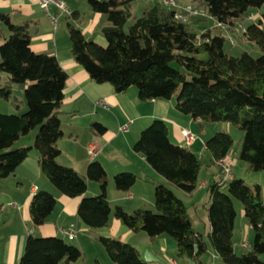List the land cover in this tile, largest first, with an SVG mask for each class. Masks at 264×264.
<instances>
[{
	"label": "trees",
	"instance_id": "obj_1",
	"mask_svg": "<svg viewBox=\"0 0 264 264\" xmlns=\"http://www.w3.org/2000/svg\"><path fill=\"white\" fill-rule=\"evenodd\" d=\"M86 1L93 12L104 16L101 32L105 44L87 38L73 22L67 21V28L71 55L91 80L111 84L116 93L134 86L142 101L173 97L177 113L200 124L225 122L238 127L241 138L237 159L247 171L264 170V13L256 22H241L247 19L250 8L260 9L264 0H183L205 15L196 22L190 18L179 21L175 18L178 10L158 1L137 16L132 13L135 0ZM69 17L78 19V11L69 13ZM0 20L8 31L0 43V71L9 75V81L0 84V100H10L14 97L13 87L23 85L27 107L20 114L0 113V179L13 174L33 148L39 153L43 175L61 194L82 196L77 216L90 229L107 226L112 213L127 228L143 231L150 239L161 234L170 236L176 244V257L203 264L201 257L207 253L208 243L195 229L186 204L165 184H155V211H128L121 205L111 211L106 195L108 176L98 160L87 164L84 175L57 162V143L63 136L60 105L67 74L55 55L32 50L30 21L14 23L10 13L0 14ZM214 21L229 26L244 24L245 31L236 32L258 46L261 54L253 57L245 51L239 56L227 53L225 30L214 26ZM11 103L19 107L15 97ZM90 128L97 134L105 131L99 122H92ZM32 129L36 132L31 145L15 146ZM232 144L229 132H215L204 143L206 157L198 156L172 142L167 124L155 118L140 131L132 148L167 182L190 195L197 187L201 167L209 168L227 157ZM136 179L131 172L112 177L115 187L122 191H127ZM88 181L98 183L97 195H84ZM206 190L210 225L207 237L221 261L264 264V197L259 185L250 187L231 174L207 184ZM234 199L242 203L253 234L249 250L241 254L235 252L232 240L237 215ZM55 205L56 199L49 191L33 194L29 204L32 227L43 224ZM98 241L110 264H152L130 243L106 236H99ZM80 256L81 250L74 243L58 236L29 233L19 264L71 263ZM93 264L101 263L95 259Z\"/></svg>",
	"mask_w": 264,
	"mask_h": 264
},
{
	"label": "crops",
	"instance_id": "obj_2",
	"mask_svg": "<svg viewBox=\"0 0 264 264\" xmlns=\"http://www.w3.org/2000/svg\"><path fill=\"white\" fill-rule=\"evenodd\" d=\"M60 1L64 2L70 13L74 10L78 11V19L73 24L87 38H94L100 44H105L101 32L102 26L105 24L102 14L93 12L86 0ZM177 2L187 4L183 0ZM154 3L155 1L152 0L148 4L144 3L142 10L149 8ZM134 4L138 3L135 1ZM49 11L56 15L57 25L53 23L46 10L40 6L39 0H0V14L10 13V19L14 23L30 21L29 33L32 50L37 53L46 52L55 55L67 74L63 89V100L60 105L59 118L63 136L57 143L60 150L57 162L72 167L79 174L84 175L87 164L91 160H98L108 176L106 195L111 211L114 206L121 205L125 207L126 204L129 205L135 199L139 200L138 206L132 208V204L125 208L127 210L143 208L144 206L141 205L145 203V198L142 194L143 191L140 190V185L143 188L142 190L147 191L149 196L147 202L154 205L153 191L155 184L158 182L165 184L164 182L167 181L164 179L163 182L154 177L148 182L147 176L153 175L155 170L141 154L133 151V144L138 139L140 131L149 125L153 119L159 118L167 124L169 138L172 142L185 146L195 154L203 156L201 149H204L206 139L201 141L199 148L194 149L192 147L195 141L186 145L181 134L183 129H187L194 134L197 133L194 127L199 124V121L177 113L173 97V99L167 101L160 99L142 101L139 99L137 89L134 86L129 87L123 93H116L111 84H98L91 80L84 68L73 59L67 36L63 37L56 34L59 26L58 20L69 14L62 13L54 4L50 6ZM132 13L135 15L133 7ZM199 17L190 15L188 18L192 22H196V18ZM48 26L50 28L52 26L53 32L47 30ZM7 34V28L0 20V43L4 41ZM8 81L9 75L0 71V84ZM14 88L15 86L13 91ZM14 97L17 100L15 95ZM103 99L107 103L108 109L96 104L97 101ZM92 122L103 124L105 131L102 134L93 132L90 128ZM123 126H126L124 131L121 130ZM204 129V123H201L199 125L200 132H203ZM21 140L22 137L15 143V146H25ZM28 145H31V143L26 144V146ZM92 146L100 149L94 156L90 152ZM208 169L211 170V166ZM120 172H131L137 176L135 183L127 191L118 190L111 181L112 177ZM233 173L232 169V175ZM156 174L158 173L156 172ZM141 175L145 177H141ZM199 185L206 188L207 184L201 182ZM136 186H139V194L134 191ZM38 190H46L52 193L56 199V205L43 224L32 227L29 204L32 195ZM98 193V183L88 181L84 195L93 196ZM81 199L82 196L67 197L61 194L43 175L39 164L38 151L33 148L30 149L27 157L16 167L14 173L0 179V264H19L25 240L29 233L39 237L58 236L71 243L76 240L77 244H74L81 250L80 258L73 262L77 264H93L95 259L100 262L102 259L108 258L105 251H102L101 247L96 245L99 236L111 237L130 243L145 260L152 264H191L188 259L175 256L176 244L173 239H168L163 234L150 239L143 231L134 232L127 228L112 213L107 226L90 229L77 216V208ZM208 199L209 196L207 202ZM240 213L244 217L243 208H240ZM236 219L237 215L232 237L234 245L235 239H238L242 233V224L238 226ZM207 221L209 224L208 219ZM62 228L74 232L75 236L68 239L67 234L61 232ZM208 229L209 232L210 225ZM249 229L246 220L243 227V237H246ZM241 239L242 237L236 242L235 247H242L243 241ZM93 247L95 250H99L100 256L93 251ZM247 248L246 251L249 250V246ZM58 264L69 263L61 260Z\"/></svg>",
	"mask_w": 264,
	"mask_h": 264
},
{
	"label": "rangeland",
	"instance_id": "obj_3",
	"mask_svg": "<svg viewBox=\"0 0 264 264\" xmlns=\"http://www.w3.org/2000/svg\"><path fill=\"white\" fill-rule=\"evenodd\" d=\"M135 1L138 4H133V6H132L133 12L135 15H138V14H140V12L144 6V3L148 4V2L150 0H135ZM187 4H190V3H187ZM250 13L254 17V19L251 21L256 22L257 19L260 17L261 13H264V5L260 9L250 8L246 13V18ZM202 17H205V15H202ZM67 21L75 23V20L73 18H70L69 15L62 16L58 20L59 26L56 30V32H57L56 34L58 36H63V37L67 36V38H68ZM251 21L248 19H245L244 21H241V22L244 24H249ZM130 23H131V20H129L128 25ZM55 25H57V23ZM47 30H51L53 32L52 26H51V28H50V26H48ZM223 34L227 38V32L223 31ZM228 35H230L232 37V39L234 40L235 43L231 44L229 42V40L226 39V42L224 44V50L227 53H229L233 56H239V55H241L242 52L245 51L253 57H257L261 54V50L259 49L258 46H256L253 42H250L246 39L241 38L240 34L237 33L235 30H229L228 29ZM13 95L16 96L17 103H18L19 107L16 108L14 105H12L11 102L14 101V97H11L10 100L1 99L0 100V113H19L20 114L26 110L27 107H26V103H25V99H24L23 86L22 85H15ZM165 101H167V100H165ZM199 125H200V122H199V124H197L194 127L195 130H197V133H195V134L193 133L196 138L194 137L195 138V140H194L195 144L193 145L192 148H194V149L199 148L201 141L208 139L215 132H229L232 139H233V144H232V147L228 153L229 155L227 156V158L229 159V161L231 163V167H232L233 172H234L233 176H235L236 178L242 179L245 182V184L249 185L250 187H253L256 184L259 185L260 190H261V195L264 197V170L247 171L245 164L237 159V153H238V149L240 147V138H241V131L238 129V127L233 126V125L228 124V123H225V122H206V123H204V127H205L204 131L200 132ZM35 132H36V129H32L27 134L23 135L21 142L24 143L25 146H26V144L32 143L33 139H34ZM201 153L203 154V157H206V153H205L204 149H201ZM198 156H200V155H198ZM218 167H219L218 164H213V165H211V170H209L206 166H202L200 171H199V174H198L197 187L193 191V193L190 195L180 191L179 189L174 187L169 182H164V178L162 176H160L159 174H156V172H154L153 175H148L146 178L148 180V182L150 180H152V178H154V177L159 178L161 181H163L165 183V185L168 188L172 189L175 192V194L186 204L187 209H188V213L191 215V217L193 219L195 229H197L198 231H200L203 234L205 241H207V243H208L207 253L201 257L203 264H224L221 261V259L217 256V253L215 252V250L210 245L208 237H207L208 230H209L208 229L209 224L207 221L208 218H207V212H206L205 206L208 204V203H206L207 197H208V192H207L206 188H199V186H200L199 184L201 182H203L205 184H211L212 182L218 181L222 178H224V179L228 178V177L225 178L221 174L220 169ZM231 174H232V171H231ZM142 176L145 177L144 175H141V177ZM111 181H113V180H111ZM142 189L143 188L140 185V190H141V192L143 191L142 194L145 198V203H143V205H141V206H144L143 208H145V209H150L152 211H155L154 205L149 204L147 202V199L149 197L147 195V191L142 190ZM134 191H136L135 192L136 194H139V186H136L134 188ZM1 202H4V201H1ZM233 202H234L235 209L237 210V219H236L237 225L239 226L240 224H242V228H241L242 233H241L240 237H242L241 240L243 241L241 244L242 247H240V246L235 247V245H237L236 242H238L240 237L238 239H235V245H234L235 249L234 250L237 254H241V253H244L248 249L247 247L249 245L247 243L248 242L251 243L252 238H253V234H252L251 230L249 229L246 237H243V227H244V224L246 223L245 218L243 216H241V213H240V208H243V205L240 201L235 200V199L233 200ZM138 204H139V200L135 199L129 205L126 204L125 207L132 205L133 206L132 208H134V207L138 206ZM132 210H128V211H132ZM205 221H206V223H205ZM140 235H143V234H140ZM163 235L167 236L168 239H172L170 236H168L166 234H163ZM73 242L75 244H77L76 240H74ZM96 245L101 247L102 251H105L104 247L101 245V243L99 241ZM93 251L97 252V254L99 255L98 249L95 250V248L93 247ZM86 253H88V252H86ZM261 259L264 260V255L261 256ZM100 263L101 264H110L111 260L108 257L105 260L102 259V261H100ZM69 264H77V263L71 262ZM89 264H91V263H89Z\"/></svg>",
	"mask_w": 264,
	"mask_h": 264
},
{
	"label": "built area",
	"instance_id": "obj_4",
	"mask_svg": "<svg viewBox=\"0 0 264 264\" xmlns=\"http://www.w3.org/2000/svg\"><path fill=\"white\" fill-rule=\"evenodd\" d=\"M152 1H159L161 2L163 5L165 6H168L170 8H174L176 10H178L175 14V18L178 19L179 21L181 22H186L188 17L190 15L192 16H202L203 13L201 11H199L194 5H191V4H179L176 0H152ZM39 4L40 6L46 10V12L49 14V16L51 17V20L53 21V23L56 24V20H57V17L56 15L50 13L49 11V8L52 4H54L62 13H65V14H69V9H67V7L65 6L64 2L63 1H60V0H39ZM247 19L248 20H253L254 17L252 14H249L247 16ZM214 26L216 27H220L222 28L223 30L227 31L228 29H231V30H235L239 33H242L245 31V25L242 24V23H237L233 26H229L228 24L226 23H221V22H216L214 21ZM227 39L229 40V42L231 44H234V40L230 37V36H227ZM96 104L104 109H108V105L107 103L103 100H100V101H97ZM121 130H126V126H123L121 127ZM181 134H182V139H183V142L184 144L186 145H189L191 144L193 141H194V134L187 130V129H183L181 131ZM100 149L92 146L90 148V152H91V155H96L98 152H99ZM218 168L220 169V172L221 174L226 178V177H229L231 175V171H232V167H231V163L229 161V159L227 157L225 158H222L221 160L218 161ZM204 186L203 185H200L199 188H203ZM61 232L64 233V234H67V237L68 239H72L75 234L74 232L72 231H67L65 228H62L61 229ZM248 244V243H247Z\"/></svg>",
	"mask_w": 264,
	"mask_h": 264
}]
</instances>
